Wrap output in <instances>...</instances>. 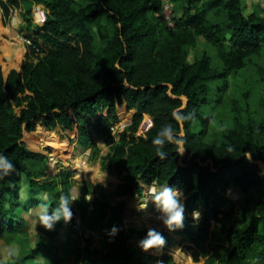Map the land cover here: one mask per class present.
Masks as SVG:
<instances>
[{
    "label": "trees",
    "instance_id": "1",
    "mask_svg": "<svg viewBox=\"0 0 264 264\" xmlns=\"http://www.w3.org/2000/svg\"><path fill=\"white\" fill-rule=\"evenodd\" d=\"M170 2L179 12L172 26L160 14L162 0H0L6 15L9 8L21 7L27 28L34 5L47 9L26 51L21 40L19 47L17 42L7 49L0 45L12 56L2 57L6 67L19 62L22 50L24 56L18 70L6 76L0 71V153L15 166L0 179V231H15L17 208L40 206L38 190L57 202L75 185L65 169L45 177L46 157L34 135L39 126L73 134L83 146L92 145L96 135L109 147L100 156L102 169L113 170L120 180L110 196L80 187L76 209L83 227L97 231L101 243L97 247L92 235L81 236L72 264H177L173 256L179 250L173 256L148 255L134 242L146 230L126 224L124 198L143 185L165 183L180 188L187 199L183 227L174 232L189 242L194 262L202 254L206 264H264V116L208 139L210 109L222 101L227 77L264 48V18L245 14L240 0ZM198 37L215 49L221 70L211 67L205 53L187 62V47L195 46ZM117 109L132 120L115 133ZM174 114L188 118L178 121ZM145 117L151 125L141 133ZM165 124L182 133V143H166L162 158L151 141ZM92 147L97 155L99 148ZM21 182L28 191L24 201L19 199ZM232 186L254 190L258 198L225 209L230 202L225 192ZM193 210L202 211L197 222L187 217ZM114 224L121 230L109 237ZM37 255L44 264H63L52 257L50 245H35L23 257L0 264H25ZM183 258L182 264H190L187 255Z\"/></svg>",
    "mask_w": 264,
    "mask_h": 264
},
{
    "label": "rangeland",
    "instance_id": "2",
    "mask_svg": "<svg viewBox=\"0 0 264 264\" xmlns=\"http://www.w3.org/2000/svg\"><path fill=\"white\" fill-rule=\"evenodd\" d=\"M163 9L160 14L163 19L173 25L175 19L179 16V12L172 11V4L170 0H162ZM254 1H258L255 3ZM243 10L249 8V3L252 5H263V0H242ZM264 10V8H263ZM47 16V9L44 5H34L32 7L31 28L26 27V23L23 21V12L21 7L9 8V13L6 15L0 5V45L4 44L6 49L9 45H17L19 47V41L22 42V49L26 51V44L30 39L34 37V27L43 23ZM22 50V57L14 67H6V60L2 59L5 56H11L6 53H2L0 49V71L4 76L8 74L11 69H19L21 62L24 59ZM24 51V54H25ZM205 53L210 58L211 67L217 70L223 68V64L217 56L215 49L208 44L202 37L197 40V43L193 47H187V62L192 63L199 59L201 55ZM12 57V56H11ZM20 58V55H19ZM2 59V60H1ZM5 62V63H4ZM264 48L260 54L251 56L245 66L241 69H237L227 77V90L220 103H216L210 113L212 115V122L209 127L208 139L215 140L236 125H246L249 121H258L264 116ZM214 87L216 82L209 83ZM218 84H221L220 82ZM118 121L114 126L115 133L122 131L127 127L132 120V115L126 113L124 109H117ZM151 125L149 117H145L140 125V132H144ZM34 135L38 137L43 149L40 150L46 157V171L48 177H54L59 169H65L68 171L76 181L75 185L71 188L74 194H80V187L82 185L87 186L91 194H100L102 190L107 195H112L114 191L113 187L120 183V180L116 173L110 169H102L100 156L106 155L109 152V147L106 146L101 139L96 135L93 136V144L99 148L97 155H92V145L83 146L78 144V141L73 134L61 133L55 131H46L42 127H36ZM33 149V147H32ZM35 149V148H34ZM262 172H264V166L260 164ZM157 185H143V189L136 193L132 197H125L126 203V224L133 230H147L149 227L156 228L161 231L166 238V243L160 250H148L144 251L151 256H158L163 252H167L172 256L179 250L178 255H174L175 262L182 264L183 257L188 256L190 264H206V257L202 254L199 255V261L194 262L192 259V250L188 248L189 242L182 239L180 234L174 231H168L160 224L155 216V212L151 203L145 209L147 198L150 195L151 188ZM27 193V187L24 183L20 184L19 199H25ZM35 196L41 200L45 197L48 198L46 192L38 190ZM225 196L230 202L225 206V209L229 205H233L236 208L246 198L257 199L258 195L254 190L244 191L238 186H232L225 192ZM33 197V196H32ZM93 195H89L91 199ZM119 199V198H117ZM187 199L184 197V203ZM51 203L54 199L51 198ZM77 201L73 202L72 206H76ZM52 204V206H54ZM39 207H35L29 210L18 209L15 211L17 218L15 222V231L6 233L0 231V261L1 262H13L28 252H30L35 245H50L52 257L61 259L63 264H72V257L74 248L77 244L82 243V229L72 232L71 223L63 225L61 222L55 224L51 230L45 229L37 224V214ZM200 216L194 220L191 213L187 214V217L192 221L197 222L201 216L202 211L198 210ZM13 214V213H12ZM232 219L227 220L229 224ZM211 228L214 229L215 223L212 221ZM92 234L93 244L97 247L100 246V238L97 231L90 232ZM73 234V235H72ZM141 238H137L134 242H137ZM215 247L212 243L209 246L211 250ZM13 250L14 255L7 257L5 255L7 250ZM164 250V251H163ZM157 252V253H156ZM158 254V255H156ZM45 262V259L41 256H36L33 260L26 262L25 264H35L37 262Z\"/></svg>",
    "mask_w": 264,
    "mask_h": 264
},
{
    "label": "clouds",
    "instance_id": "3",
    "mask_svg": "<svg viewBox=\"0 0 264 264\" xmlns=\"http://www.w3.org/2000/svg\"><path fill=\"white\" fill-rule=\"evenodd\" d=\"M175 118L179 120L187 119V116L180 114H174ZM182 133L177 135L171 124L163 125L152 139L151 144L158 146L156 148L157 154L162 158L166 153L162 150L166 143H182L180 140ZM250 155V154H249ZM15 169L13 162L8 156L0 153V179L10 175ZM47 199V197H45ZM78 194H74L71 190L59 195L57 202L54 206L50 207L46 203H42L39 206L37 214V224L45 229L51 230L58 222L68 223L73 218V202L77 201ZM151 203L157 215L155 219L163 225L168 231H174L183 227L185 218V204H184V193L175 185L165 183L159 186H153L151 188L150 195L147 198V203ZM192 218L198 219L200 213L198 210H193ZM120 227L112 225L107 230L109 237H115L120 231ZM166 243V238L163 233L156 228H147L144 236L137 242V247L142 251L160 250ZM7 257H12L14 251L9 249L6 251Z\"/></svg>",
    "mask_w": 264,
    "mask_h": 264
},
{
    "label": "crops",
    "instance_id": "4",
    "mask_svg": "<svg viewBox=\"0 0 264 264\" xmlns=\"http://www.w3.org/2000/svg\"><path fill=\"white\" fill-rule=\"evenodd\" d=\"M241 1V5H242V8H243V2H242V0H240ZM264 1V0H263ZM252 2H253V0H252ZM255 3H257L258 1H254ZM263 5H261V3H260V5H258V4H254V5H252V3L250 4L249 3V8L248 9H245L246 11H244V13L245 14H250V13H253V12H255V13H257L259 16H261V17H263L264 18V10H263ZM200 37H198V39H199ZM197 39V40H198ZM15 64V63H14ZM45 177H48L47 176V171H46V175H45ZM21 183H24L25 185H26V183L25 182H21ZM26 187H27V185H26ZM27 194H28V191H27V193H26V196H27ZM47 195H48V193H47ZM25 199H26V197H25ZM25 199H20V201H24ZM41 200V199H40ZM51 201V197L48 195V198L47 199H44V200H41V204L42 203H46V204H48V205H51L52 203L50 202ZM39 207V206H38ZM62 223V222H61ZM63 225H67L68 226V224H63ZM72 232L74 233V230L72 229ZM73 235V234H72ZM99 235V234H98ZM99 238H100V236H99ZM101 241V240H100ZM164 251V250H163ZM37 256H40V255H37ZM41 257V256H40ZM36 258V257H35ZM33 260V259H32ZM30 261V260H29ZM44 263H46V260H45V262L44 261H42V262H37V263H35V264H44ZM48 264V263H47Z\"/></svg>",
    "mask_w": 264,
    "mask_h": 264
},
{
    "label": "built area",
    "instance_id": "5",
    "mask_svg": "<svg viewBox=\"0 0 264 264\" xmlns=\"http://www.w3.org/2000/svg\"><path fill=\"white\" fill-rule=\"evenodd\" d=\"M170 26H172L170 23H168ZM74 209H73V218L71 220V228L74 230V231H79L80 229H82V236H85V237H88L89 235H92L90 232L92 231H89L87 229H85L83 227V224H82V220H81V217H80V212L78 209H76V206H73Z\"/></svg>",
    "mask_w": 264,
    "mask_h": 264
}]
</instances>
